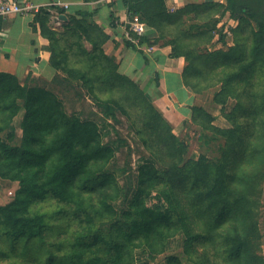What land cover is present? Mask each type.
I'll list each match as a JSON object with an SVG mask.
<instances>
[{
    "label": "trees",
    "instance_id": "1",
    "mask_svg": "<svg viewBox=\"0 0 264 264\" xmlns=\"http://www.w3.org/2000/svg\"><path fill=\"white\" fill-rule=\"evenodd\" d=\"M122 2L130 15L138 14L147 28L158 34L153 42L144 36L141 43L157 45L168 38L164 45L171 47L170 58H184L182 81L191 93L201 94L220 85L218 103L224 105L230 97L237 98L232 89L247 84L253 67L264 63V0L191 4L173 13L167 10L165 0ZM114 4V1L109 4L112 26ZM220 7H225V15L239 23L256 26L250 32L249 57L239 61L242 67L233 60L232 50L211 52L201 48L208 46L213 36L209 37L200 27L195 32L180 29L190 11ZM68 9L55 4L41 7L31 24L49 42L51 67L64 75V82L71 88L78 87L85 92L101 110L103 120L115 119L119 112L131 121L152 157L139 166L135 190L128 197L127 193L123 194L115 172L108 168L117 149L105 142L98 120L91 115L84 118L69 113L63 98L44 81L45 85L22 84L17 76L0 72V135L9 131L23 112L21 141L14 142L13 132H9L6 140L0 136V179L18 183L14 199L0 206V234L14 240L41 238L47 228L46 215L32 213L30 206L50 195L70 205L73 216L82 225L65 254L72 264H145L158 256L165 258L164 264H211L208 253L204 258L193 256L198 246L211 238L204 233L203 225L211 233L226 238L225 246L233 259L224 264H264V258L258 253L262 239L259 228L262 204L256 186L264 177V122L260 120L263 135L257 132L237 137L230 131L219 133L221 138L227 137L222 157L205 155L197 161H180L184 169L202 168L195 180L199 185L198 197L206 203L205 215L201 216L192 200L187 196L182 198L172 184L161 186L163 180H169L168 172L159 168V165L165 166L153 151L148 129L137 127L134 112L128 110L130 103L124 101L125 106L115 98H103L96 83L124 91V96L120 93L122 99L138 92L150 115L147 125L153 122L171 130L169 124L140 86L119 73L117 60L105 52L109 36L102 27L89 21L91 14L67 12ZM61 14H67L68 22L63 32H57L49 22ZM175 26L178 32H170ZM124 41L128 48L143 53L135 44L125 38ZM71 55L83 57L88 67L71 66ZM156 82L159 85L157 78ZM261 99L264 100V95ZM195 112L202 111L193 108L192 121L205 130ZM207 137L203 133V138ZM177 143L183 150L184 143ZM122 197L126 204L119 211L117 201ZM104 224H108V229L102 228ZM175 242L181 253L172 249ZM230 242L234 244L231 246ZM138 247L140 251L135 252Z\"/></svg>",
    "mask_w": 264,
    "mask_h": 264
},
{
    "label": "rangeland",
    "instance_id": "2",
    "mask_svg": "<svg viewBox=\"0 0 264 264\" xmlns=\"http://www.w3.org/2000/svg\"><path fill=\"white\" fill-rule=\"evenodd\" d=\"M59 24L62 26V21H59L57 17L52 18L49 22V26L53 30L63 32L62 28H57L60 27ZM182 24L180 29L188 32L192 29L191 32H195L200 27L209 37L213 36L209 45H203L201 48H208L211 52L219 50L230 52L232 50V58L238 63L242 59H248L252 46L250 32L252 26L254 28L256 26L245 22L239 23L229 15H225V7L206 8L198 12L190 11ZM175 28L177 27L170 29V32H178ZM166 40L168 38H163L157 45H164ZM60 44L64 46V42L61 41ZM69 64L84 69L88 67L83 57H74L73 55L69 57ZM242 64L239 63L238 67H242ZM98 73L100 74L101 71ZM250 74L247 84L242 87L236 85L232 89V94L238 99L230 97L224 105L218 103L221 100L217 96L221 90L220 85L203 91L201 94L192 93V102L187 106L180 102L177 103L175 98L161 99L157 103L149 99L165 122L169 124L171 130L160 124L156 126V123L153 122L147 125L150 115L138 92L132 93L130 98L126 97L123 100L121 96H124L125 93L118 88L110 89L98 83H96V87H98L99 94L105 99L115 98L125 106L124 101L130 103L131 107L128 110L134 112L133 118L138 122L137 127L145 131L148 129L147 134L154 144L153 151L166 167L159 165V168L162 172H168L169 180H163L161 186L172 184L173 188L182 195V198L187 196L192 200L196 211L202 216L205 215L203 212L206 203L198 197L197 186L199 185L195 182L196 178L201 175L202 168L188 166L187 169H184L181 168L183 166L181 164L189 160L197 161L205 155L208 158L222 157V149L225 147L227 138L219 136L222 131H230L232 135L237 137H243L249 133L256 135L257 132L258 135H263V123L261 122H264V100L261 99V96L264 95V63L261 62L254 66ZM28 84L45 85L33 76L29 78ZM137 84L140 86L139 83ZM47 86L52 87L50 84ZM53 89L58 96L63 98L69 113H77L84 118L91 115L98 120L105 142L111 143L117 149L116 157L109 163L108 168L115 172L123 194L127 193L130 197L136 187L139 166L152 157L139 139V134L132 122L119 112L116 113L115 119L103 120L101 110L78 87L71 88L70 86V88L64 89L55 86ZM185 106L188 108L189 114L181 111V108H185ZM193 108L201 109L202 112H195V114L202 125H205V130L199 128L192 121ZM22 116L23 112L14 120L9 131L0 135L3 139L6 140L9 132H13L14 142L19 143L21 141L20 121ZM203 133L208 135L206 139L203 138ZM177 141L184 143L183 150ZM169 167L172 168L169 169ZM256 186H258L257 191H260L259 200L262 204L259 218L262 239L261 243L258 244V253L264 258V177L261 182L257 181ZM17 189L18 183L0 179V206L10 203L14 199ZM124 198L122 197L117 201L119 211L126 204ZM30 211L46 215L47 228L43 236L31 240H14L0 234V264H72L69 259L65 258V254L73 235L81 229L82 225L73 216L71 206L48 195L43 200L34 201L30 206ZM206 222L207 224L210 223V217ZM102 228L108 229V224H104ZM201 228L211 238L208 242L200 244L193 256L197 259L204 258L208 253L210 257L208 261L211 264L214 262L224 264L231 259L232 257L228 255L229 250L225 246L226 238L217 233H211L212 230H208L204 225ZM228 244L232 246L234 243ZM172 249L175 253L182 252L176 242L173 243ZM139 251L140 248L135 250V252ZM164 263L165 258L158 256L155 261L152 259L145 264Z\"/></svg>",
    "mask_w": 264,
    "mask_h": 264
},
{
    "label": "crops",
    "instance_id": "3",
    "mask_svg": "<svg viewBox=\"0 0 264 264\" xmlns=\"http://www.w3.org/2000/svg\"><path fill=\"white\" fill-rule=\"evenodd\" d=\"M25 1V0H20ZM33 5L41 8L54 3H65L69 5L67 12H89L88 18L93 24L102 27L109 36L105 44V52L110 57L116 58L119 64V73L139 83L147 97L154 103L161 99L175 98L183 105L192 102V93L185 87L182 81L184 58H170L172 52L168 45L153 46L151 53H140L125 45V33L127 32L130 16L122 0H98L87 3L83 0H28ZM114 1V26L110 18L109 4ZM225 0H165L167 10L170 13L182 10L191 4H223ZM36 14L15 15L6 18L0 17V72L11 73L18 77L22 84L29 81L31 76L36 75L46 86L53 90V87L70 88L64 82V75L50 65L51 53L49 42L42 35L40 30H35L31 24ZM67 15V14H66ZM59 21H62L59 19ZM57 27L64 30V24ZM58 25V26H59ZM147 37L153 42L158 34L147 28ZM88 49L91 48L87 44ZM147 62V65H146ZM159 80V85L156 82ZM39 79V80H40ZM71 90V89H70ZM55 92V91H54ZM181 108V111L189 114L188 108Z\"/></svg>",
    "mask_w": 264,
    "mask_h": 264
},
{
    "label": "built area",
    "instance_id": "4",
    "mask_svg": "<svg viewBox=\"0 0 264 264\" xmlns=\"http://www.w3.org/2000/svg\"><path fill=\"white\" fill-rule=\"evenodd\" d=\"M55 5L69 8L68 4L65 3H54ZM40 10L39 7L33 5L28 0H0V17L6 18L15 15H29L36 14ZM130 21L128 22L129 28L125 33V39L135 44L139 50L145 53H151L153 51V46H148V44L141 43L142 38L147 35V25L141 20L138 14L130 15ZM0 34V38H2Z\"/></svg>",
    "mask_w": 264,
    "mask_h": 264
},
{
    "label": "water",
    "instance_id": "5",
    "mask_svg": "<svg viewBox=\"0 0 264 264\" xmlns=\"http://www.w3.org/2000/svg\"><path fill=\"white\" fill-rule=\"evenodd\" d=\"M59 19L62 20V21H67V20H68V17H67V15H65V14H61V15L59 16Z\"/></svg>",
    "mask_w": 264,
    "mask_h": 264
}]
</instances>
